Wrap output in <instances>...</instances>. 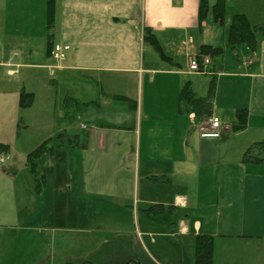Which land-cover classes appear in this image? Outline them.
<instances>
[{"label":"crops","instance_id":"crops-1","mask_svg":"<svg viewBox=\"0 0 264 264\" xmlns=\"http://www.w3.org/2000/svg\"><path fill=\"white\" fill-rule=\"evenodd\" d=\"M198 5L199 0H55L52 26H47L46 0H0V143L8 145L9 154L0 163V264H52L57 225L70 223L65 212L71 213L72 199L61 192L60 177L49 178L47 162L45 183L36 190L26 163L15 161L11 139L22 134L19 122L28 127V110L38 100L51 115L42 120L45 127L55 130V121L71 122L66 111L56 115L50 83L70 71L123 74V84L130 77L138 83L133 94L118 93L131 102L107 93L126 103L133 118L132 128L118 129L132 139L133 183L127 195L111 196L117 210L136 220L138 210L144 218L167 214L166 235H211L212 264L218 252L225 264H241L245 253L252 264H264V148L254 152L262 161L243 160L252 144L264 141V0H225L224 25L209 17L199 23ZM233 14H244L262 28L254 49L244 43L229 46L226 29ZM145 28L169 59L157 54L154 61L149 55ZM55 44L69 45L65 59L51 56ZM202 44L228 54L218 64L209 61L205 72L191 71L189 58ZM197 75L208 78L202 96L194 86ZM185 82L196 96L208 97L211 115L221 121L219 137H201L199 125L206 117L181 108L178 95ZM22 91L33 94L28 107L19 105ZM66 96L64 101L76 108L85 103ZM238 109L247 111L246 126L233 132ZM224 115L233 116L229 125ZM81 124L93 128L78 122L80 129H86ZM59 131L66 133L63 128L49 136ZM33 143L29 147L39 144ZM64 183L71 191L72 176ZM162 187L167 192L159 197L149 193ZM244 247L248 252L240 250Z\"/></svg>","mask_w":264,"mask_h":264},{"label":"rangeland","instance_id":"rangeland-1","mask_svg":"<svg viewBox=\"0 0 264 264\" xmlns=\"http://www.w3.org/2000/svg\"><path fill=\"white\" fill-rule=\"evenodd\" d=\"M208 1L211 5L214 0ZM227 54L225 51L219 59ZM149 55L154 61H159L157 53L152 48L149 49ZM219 59L210 58V61L218 64ZM70 73L56 75L54 84L50 81L51 90L55 92L56 115L60 117L65 111L71 115V122L66 119L55 121V130L65 128L66 135L77 133L84 145L68 148L66 161L55 163L50 160L47 164L49 178L60 177L61 192L66 191L72 199L71 213L65 212L66 221L70 223L61 229L57 225L55 230L52 264H194L195 239L191 235L181 237L164 234L170 219L167 214L144 218L138 210L137 220L127 219L121 210H117L111 197L131 192L132 139L130 135L118 129L132 128L133 118L126 103L111 100L107 93L133 94L135 88H138V83L130 77L128 82L123 84L122 80L126 78L123 74L106 76L86 73L82 76L71 71ZM100 77L103 89L98 81ZM104 79L107 83L103 82ZM207 81V77L196 76L194 86L198 95L205 94ZM66 95L77 97L80 102L85 103L76 108L64 101ZM28 112L30 117L28 127L24 128L19 122L16 129L22 134L18 136V133L13 135L10 133L14 141L12 145L15 161L21 165L25 163L26 153L38 145L29 147V142L40 143L49 137L50 132L55 131L54 128L45 127V123L42 124V120L51 115L49 116L47 109L39 100ZM222 119L229 125L233 116L224 115ZM78 122L91 125L93 128L82 126L86 129H80ZM104 139L105 146L102 147L100 142ZM65 173L69 175L66 176ZM69 176H72L73 184L71 191L68 192V187L64 188V181H67ZM142 184L143 182L140 183V191L143 188ZM166 192L165 187L152 188L149 191L156 197ZM59 217L57 215V221ZM240 250L248 252L246 247ZM219 253L216 264H225L222 254ZM238 261L241 264H252L246 260V253L240 256Z\"/></svg>","mask_w":264,"mask_h":264},{"label":"trees","instance_id":"trees-1","mask_svg":"<svg viewBox=\"0 0 264 264\" xmlns=\"http://www.w3.org/2000/svg\"><path fill=\"white\" fill-rule=\"evenodd\" d=\"M55 0H46V22L47 26H52L54 15ZM209 17L213 22L225 24V0H214L209 5L208 0H199L198 5V22L201 23L205 18ZM227 41L230 47L234 48L238 44H246L250 49H254L256 45V32H262L260 26H253L249 23L244 14H233L227 25ZM144 41L148 42L153 50L163 60L167 57L153 33L148 29H144ZM223 54V48L214 47L208 44H202L198 56L206 55L209 58H220ZM120 100L131 102L124 95H113ZM181 108L185 112H193L195 116L211 115V106L208 97L196 96L190 86V82H185L180 88L178 95ZM19 105L28 107L33 102V94L31 92L22 91L19 95ZM247 111L246 109H238L235 113V119L230 129L233 132L242 130L246 126ZM80 142L77 134L66 135L64 132H57L53 136H49L41 141L35 148L26 154L25 163L28 171L33 178L35 189L40 190L45 183L46 163L48 161L64 162L66 161V152L68 148L79 147ZM264 148V141L255 142L244 153V161H262L254 152ZM0 150L7 151L8 145L0 143ZM157 208V207H156ZM213 254V237L208 234H199L194 242V264H212Z\"/></svg>","mask_w":264,"mask_h":264},{"label":"built area","instance_id":"built-area-1","mask_svg":"<svg viewBox=\"0 0 264 264\" xmlns=\"http://www.w3.org/2000/svg\"><path fill=\"white\" fill-rule=\"evenodd\" d=\"M69 45L55 44L50 51L51 56L57 60H63L69 50ZM209 58L207 56H192L189 58L188 67L191 71L203 72L206 70ZM85 126V125H82ZM220 129V119L216 115L205 118L199 125L201 137H218ZM8 159V154L0 151V162L3 163ZM183 202V201H182Z\"/></svg>","mask_w":264,"mask_h":264}]
</instances>
